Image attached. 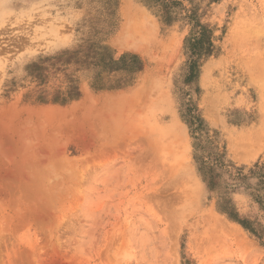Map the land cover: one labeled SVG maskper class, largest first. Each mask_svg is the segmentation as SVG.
Wrapping results in <instances>:
<instances>
[{
  "label": "rangeland",
  "instance_id": "obj_1",
  "mask_svg": "<svg viewBox=\"0 0 264 264\" xmlns=\"http://www.w3.org/2000/svg\"><path fill=\"white\" fill-rule=\"evenodd\" d=\"M172 1L0 0V264H264V0Z\"/></svg>",
  "mask_w": 264,
  "mask_h": 264
},
{
  "label": "trees",
  "instance_id": "obj_2",
  "mask_svg": "<svg viewBox=\"0 0 264 264\" xmlns=\"http://www.w3.org/2000/svg\"><path fill=\"white\" fill-rule=\"evenodd\" d=\"M144 3H146L147 6H149L150 8H168L169 4L172 6L179 5L177 2H174L172 0H144ZM169 19L170 17L167 20ZM187 44L191 49L194 58L199 56H209L214 52L212 34L210 33L207 27L202 26L200 24L195 25L190 38L187 39ZM56 61L62 62L64 64L74 63L75 65L84 66H89V64H93L95 66H101L103 70L108 73L123 71L126 73V77L123 81L117 82L118 88L123 85L128 86L130 83L133 82V75L143 70V64L137 56H123L118 61H114L111 56H108L106 54V51L103 48L95 46L93 44L89 45V47L83 50L70 53L65 52V54L56 58ZM36 68L37 70L42 71V68ZM76 95H78L76 93V88H71L69 91V96L75 97ZM199 166L202 167L199 170L201 171L203 176L206 177V172L203 171L204 163L199 164ZM211 170H213L214 172L223 170V172L227 173L230 176V179L235 182L243 181L247 177L241 170H235L232 172L230 169H227L226 165H224L220 160H216V163H214V165L212 166V168H210L209 171ZM251 173H258L259 176L264 179V166L256 167V170L253 172L251 171ZM217 176L219 177V174H217ZM217 176L213 174L211 176V180H216ZM223 206L225 208L222 209V212L229 215L230 218H232L233 220H236L237 218L235 214H233L232 212H228L231 209L230 207H228V203L225 202ZM242 225L247 228L245 224Z\"/></svg>",
  "mask_w": 264,
  "mask_h": 264
},
{
  "label": "bare ground",
  "instance_id": "obj_3",
  "mask_svg": "<svg viewBox=\"0 0 264 264\" xmlns=\"http://www.w3.org/2000/svg\"><path fill=\"white\" fill-rule=\"evenodd\" d=\"M126 2V1H125ZM128 17H131V16H129L128 15ZM132 18V17H131ZM134 19V18H133ZM132 19V20H133ZM148 23V22H147ZM126 25V24H125ZM141 25V24H140ZM141 28V29H140ZM145 28V27H144ZM130 29H131V31H129V29H126V30H124L125 32H127L126 33V37H127V34H128V38L131 40V39H138V38H140V41H143V40H141L142 38H144V37H146V33L147 32H149V31H145V29H143V27H140L139 26V24H138V26H133V27H130ZM147 30V29H146ZM124 32V33H125ZM123 33V35L125 36V34ZM124 36H122V37H124ZM125 38V37H124ZM127 40V39H126ZM127 42V41H126ZM131 42V41H130ZM129 43V42H128ZM124 47V46H123ZM140 48V47H139ZM139 48H138V50H139ZM122 98V97H121ZM124 98H126V97H124ZM120 100H122V99H118V101L119 102H122V101H120ZM123 100H125V99H123ZM117 102V101H116ZM124 102V101H123ZM263 138H264V134L263 135H261ZM258 137L259 136H257V135H255V138H252V139H250L248 142H250L249 144L251 145V143H255V142H257V139H258ZM248 142H247V144H248Z\"/></svg>",
  "mask_w": 264,
  "mask_h": 264
}]
</instances>
